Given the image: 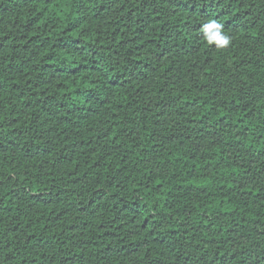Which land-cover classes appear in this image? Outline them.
Wrapping results in <instances>:
<instances>
[{"label":"trees","instance_id":"16d2710c","mask_svg":"<svg viewBox=\"0 0 264 264\" xmlns=\"http://www.w3.org/2000/svg\"><path fill=\"white\" fill-rule=\"evenodd\" d=\"M0 264H264V0H0Z\"/></svg>","mask_w":264,"mask_h":264},{"label":"clouds","instance_id":"9594fccd","mask_svg":"<svg viewBox=\"0 0 264 264\" xmlns=\"http://www.w3.org/2000/svg\"><path fill=\"white\" fill-rule=\"evenodd\" d=\"M203 40L208 45H215L218 49L227 48L231 43V37L224 31V27L215 19H209L201 27Z\"/></svg>","mask_w":264,"mask_h":264}]
</instances>
